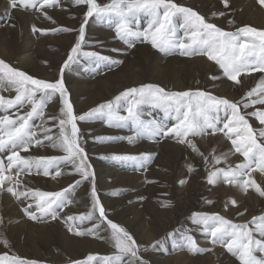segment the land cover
I'll return each mask as SVG.
<instances>
[{"label": "snow or ice", "instance_id": "1", "mask_svg": "<svg viewBox=\"0 0 264 264\" xmlns=\"http://www.w3.org/2000/svg\"><path fill=\"white\" fill-rule=\"evenodd\" d=\"M62 2L63 0H9L8 6L10 9H31L51 20L47 10L55 9ZM256 3L264 9V0H256ZM71 4L84 6V18L74 45L59 68L57 79L46 81L35 78L0 60V88L15 92L13 98L0 95V154H3L0 157V192L10 194L21 204L27 201L23 212L31 221L61 220L67 226L68 232L77 237L92 236L103 239L99 235L100 231H110L114 248L112 255L98 258L89 254L84 259L70 261V264H93L94 261L96 264H150L141 254L142 247L143 251L150 248L154 252L167 255V241H171L173 252L187 251L193 255L211 252L212 248L199 246L190 230L183 228L168 232L164 238L156 240L150 246H141L125 227L109 219L98 194L95 173L88 162V154L80 143L82 133L77 121L102 120L108 127L128 128L132 132L128 136L98 138L102 143L112 142L113 139L126 140L129 144L145 138L157 143L164 139L174 140L201 157L209 185H231L244 194L253 189L260 197H264V187L252 178L254 172L264 176V78L235 102L206 91L168 92L159 85L147 83L139 87H129L114 100L77 115L69 101L64 73L79 63L81 58L93 66V72L103 71L102 66L112 68L124 63L123 59L83 50L86 44V26L90 19L95 18L97 22L112 26L116 38L129 50L141 43L149 44L152 49L165 56H206L218 65L223 77L231 81L233 86L242 88L241 77L264 73V29L250 25L236 26L235 21L230 19L228 23L235 30L227 31L192 8L179 5L174 0H111L103 5L97 0H71ZM222 4L228 9L230 0H222ZM140 15L147 17V26L143 29L139 25ZM224 15L223 11L212 14L213 17ZM8 18L11 19L10 16ZM31 30L41 34L74 31L67 27L42 29L35 25ZM181 30L182 37L177 35ZM113 51L121 52L125 56L130 54L122 52L121 49ZM210 78L216 80L219 77L212 75ZM54 98H58L62 105L60 114L46 116L45 110ZM141 105L161 109L163 119H145ZM250 108L253 109L251 112L242 114V109ZM246 116L255 118L260 127H253ZM37 120L41 121L39 125L35 123ZM49 121L52 122L51 126ZM169 121L174 123L170 124ZM54 129H58V132ZM217 133H223L230 141L229 152L217 154L213 150L205 154L194 142L196 137ZM34 147H51L64 155H22L30 153ZM236 153L243 158L242 161L235 166L228 164L229 155ZM156 156V153L112 154L107 159L121 167L147 169ZM64 168H70L72 174L79 179H75L61 191L33 189L25 181L18 179L22 175L32 174L33 170L36 174L55 179L62 176ZM196 171L192 164L188 165L189 175ZM84 182L90 185V189H85L90 194L89 210L80 215L62 216L64 209L73 203L72 197L77 188ZM187 182V179H181L179 184L183 186ZM229 205L236 207L238 201L229 200L226 202V209ZM161 206L170 207L171 202L165 201ZM240 214L243 215V212ZM191 222L206 236L208 243L223 248L239 264H264V215L253 217L252 228L248 224L234 223L216 213L195 212L191 216ZM85 224L90 226L83 227ZM0 243L7 247L6 239H0ZM0 264L37 262L0 256Z\"/></svg>", "mask_w": 264, "mask_h": 264}, {"label": "rangeland", "instance_id": "2", "mask_svg": "<svg viewBox=\"0 0 264 264\" xmlns=\"http://www.w3.org/2000/svg\"><path fill=\"white\" fill-rule=\"evenodd\" d=\"M0 2L3 3L7 9V10L5 9L6 10V14L4 15L5 18L3 16V13L0 15V26L3 24L6 25L8 23V21L10 20L8 17L9 16L11 17L12 12H19V13L25 14V15L31 17L33 20H35L36 22H32L33 23L32 25H35L38 28L53 29V28L67 27V28L74 29V31H71V32H57V33L49 32L48 34L33 33L31 31L32 36L35 37L34 41H36V42L39 40H42L41 38L56 39L59 37L70 36V38H68L69 44L66 46V48H63L60 51L62 53H58V54H61L63 57V60L61 61L60 64H57V62L49 60L47 58L46 59L39 58L37 60V64H40V67H43V66L47 67V68L53 67L51 70L57 71V73H58L57 78H58L59 77V68L61 67L64 60L67 58V55L69 54L71 47L74 45L75 39L78 36V29L80 27V24L83 21V18H84V11H85L84 6H79V7L73 6L71 4V0H63L62 4L57 6L55 9H48L47 10L48 15L52 17V19L49 20V19H46L41 13L36 12L34 10H31V9L30 10H23V9H19V8L18 9H10L8 6L9 0H0ZM97 2L103 5V4L110 3L111 0H97ZM174 2L179 4V5L192 8L193 10L197 11L199 14L205 16L206 19H209L210 22L215 23L217 26H220L227 31H234L235 30V27L228 23V20H230V19L235 21L236 26L250 25V26H254L258 29H264V9L260 8V6L256 3V0H230V7L228 9H225L223 7L222 0H207V1L206 0H174ZM221 11H223L225 13L224 16H216V17L212 16L213 13H219ZM56 15H58L59 18ZM61 18L63 20H65L66 22H70V23L75 22V24L72 26L69 24H66L61 20ZM138 19H139V25H140L141 29H143L144 27L147 26V17L140 15L138 17ZM53 20L55 21V23H53ZM44 26H49L50 28H44ZM96 29L111 34V38L109 40L110 45L109 44L102 45L103 46L102 47L100 42L95 41L96 39H94V35H93L92 31L96 30ZM89 31L91 33H89ZM177 35L182 37L183 31L182 30L179 31L177 33ZM85 38H86V44H85L84 49H83L84 51H97L102 55H107V56H110V57L115 58V59H121L120 55L122 56V54H121V52L113 51V49H121L122 52L133 50V49H130V50L127 49L126 45H124L122 41H120L118 38H116L115 31H114V28L112 26H110L108 24L97 22L95 20V18H92L89 20V23L86 26ZM60 39L63 40L62 38H60ZM138 46L148 47L149 50L154 55V57L156 59H159L160 62H164L165 60H167L169 58H176L179 61L185 60V61H191V62L193 60L200 59V60H203V62H204V64H202L204 66V68L208 69V66H206V65H209V66L211 65L210 66L211 68H209L211 71H209V72L207 71L208 75H206L205 73H207V72L205 70L204 72H202V74H197L195 76V78L192 77L188 81H187V79H184L185 81L178 83L177 80H171V79L166 78V77L163 78V76H161V72L159 73V72L153 71L151 69L146 70V67L143 66L141 69H139L140 71H139L138 75L137 74L135 75V77L147 73L148 77L146 78L145 82L143 81L140 84H136V85L134 84L131 86H127L126 88H123L119 92L113 94V96L111 98L107 99L106 101L97 103L96 105L92 106L91 108H93V107H95L101 103L114 100V98L117 95H119L122 91H124L125 89H127L129 87H139L140 85L147 84V83L159 85L160 87H163L168 92L188 91V90L206 91V92L210 93L211 95L221 97V98H227V99L235 102V101L239 100L241 98V96L246 91H249L253 87H256V85L259 83V80L261 78H264V73H252L251 75H245V76L241 77V79L243 80V87L242 88L239 86H233L231 81H228L225 77H223L221 70L219 69L218 65H216L214 62L208 60L206 56H199L198 55V56H193V57H183V56H180L179 54L165 56V55L157 52L156 50L152 49L149 44L137 43L136 47H138ZM47 50L55 53L56 48L47 46ZM10 59L11 58H9L7 56L4 57V56L0 55V60L5 61L7 64H9L10 66H12L18 70L25 71V70H23V68H20L21 66L17 62L18 58L14 57V55H13L12 59L11 60ZM121 66L122 65L114 66L112 68H108L107 66H102L103 71L93 72L92 71L93 66L90 63H88L87 61L83 60V58H81L79 63L73 65L72 68L65 71L64 81H65L66 88L69 92V101L73 105V110H74L75 114H77V115L84 114L87 111H89L91 108L87 109L84 112H82V111L78 112L77 107H76V103H77L76 101H81V99L84 100V98H81V99L78 98V100H76V99L73 100V94L70 92V89H69L70 87L66 81V78L69 77L75 81H89V80H93L96 77L103 75L109 71L116 70V69L120 68ZM133 70H135V67ZM75 72H77V73H75ZM26 73L29 74L28 72H26ZM152 73L156 74V76L151 77ZM212 75H217L219 78L216 80H212L210 78ZM204 76H205V81L203 79ZM33 77H35V76H33ZM35 78H38V77H35ZM39 79H44V78H39ZM44 80L52 81V80H47V79H44ZM188 82H190V83H188ZM178 84H181V85L179 86ZM222 86H225L224 87L225 90H222V91L217 90L218 88H222ZM179 87H180V89H179ZM0 95H3L5 98H13L15 96V92L11 91V90H4L3 88H0ZM61 106L62 105L59 103L58 98H54L51 102H49V104L45 110L46 116H48V115L59 116V114H60L59 110H60ZM257 107H260V106H257ZM141 110L144 113L145 119H152V120L160 121L164 117L163 111L161 109L153 107L151 105H141ZM252 110L253 109H251V108L247 109V110L242 109V114H245L246 112H251ZM11 111H15V110H11ZM122 114H126V113H122ZM221 115H223V114H221ZM246 118L249 119V123L252 124L253 127H255V128L260 127L258 121H256L255 118L247 117V116H246ZM35 123L37 125H39L41 123V121L37 120ZM169 123L170 124L174 123V121H169ZM48 124H49V126H51L52 122L49 121ZM91 124H93L92 126H98L99 129L94 131L92 129H86L85 128L86 125H91ZM77 125H78V128L80 129V131L82 133L80 143L83 145V147L85 148V151L88 154V157H89L88 162L92 165V170L95 173V183H96V187L98 189V194L101 198L102 204L106 208L109 219H111L113 222H116L119 225L125 227L134 236L136 241L141 246H150L156 240L164 238L168 232L173 231L174 229H177V228H183L185 230H190V233L197 240L199 246L205 247V248H212L213 250L215 248L216 250L222 252V255L224 258L225 257L228 258V260H230V262H232L233 264H239V261L235 257L231 256V254L226 253V251L223 248H221L218 245L213 246L210 243H208L206 236L201 231L197 230L196 226H194L192 224L191 216L195 212L216 213V214H219V215L225 217L226 219L231 220L234 223L248 224L249 227L252 228V227H254V225L251 223L253 220V217H259V216L264 215V208L262 210L258 209V211L255 214H253L251 217H249L248 220L247 219H244V220L241 219V217L243 215H245L244 213L242 216H236V217H231L230 215H228L230 212V209H232V208L235 209V207H232L229 205L226 209V207H224L226 205V202H228L231 199H236L238 201L239 198H245L244 193H242V192L240 193L239 190L234 191L235 190L233 188L234 186H231V185H223V184H218L216 186L209 185L207 183V172L205 170V166H204V163H203L201 157H199L196 153L192 152V150L190 148L186 147L185 145L177 144L174 140L164 139V140H161L159 143H157L154 140H149V139L145 138V139H141V140L137 141L134 144H129L126 140L113 139L112 142L102 143V142H99L98 138H101V137L116 138V137H121V136H128V135H132V132L128 128L117 129V128L108 127L106 125V123L102 120H95V121H91V122L77 121ZM54 131L58 132V129H54ZM212 136H219L221 138V140L228 146L227 152H229L231 150V143H230V141H228L226 139V137L223 136V133H217L215 135H207L204 137H212ZM200 138H203V137H196L195 140L200 139ZM162 143H170V144H173L177 147L179 146V148L182 147L185 150L184 154L182 153L177 158L175 157L176 159L175 158L172 159V157L170 158V155H168V156L164 155L162 157L164 160L161 158L160 163H158V165L154 164L155 160H156L155 159L153 161V163L148 166L147 169H136L134 167H121V166H118V165L114 164L113 162H111L110 159H107V157H110V155H112V154L139 155L142 153H151V152H148V150H146V151L140 150V149L137 150L136 148L139 146H144V147L150 146V145L153 146V145L162 144ZM92 144L93 145L97 144L98 146H108V145H114V146L120 145V146H118L117 148H113L114 150L111 149V150H107L106 152L104 151L103 153L93 154L92 149L89 150L90 148H92V146H93ZM122 145L124 146L123 149H122ZM205 148L206 149L201 148V151L204 152L205 154H208L209 152H212L215 147L212 145V146L205 147ZM133 149H135V150H133ZM217 154H220V153H217ZM22 155H34V156H53V155H55V156H59V155H64V153L59 152L57 150H54L51 147H48V148L34 147L33 149H31L30 153H22ZM186 155H188V156H186ZM2 156H3V154H0V157H2ZM230 157H233V158L235 157V158L233 161H230V159H231ZM230 157H228V160H229L228 164H231L233 166H235V164H237V163H240L243 159L238 153L231 154ZM98 164L102 165L103 167L105 166L107 168H110V169H112L116 172H119V173H127V174H134L136 176H140L142 178L144 185L142 186V185H139L138 183L135 185L132 181H128V180H122L121 181V180H117L115 178H109V180H105L106 182H105L104 188H107L108 190L106 189L107 191H105V193H104L97 186L98 185V183H97L98 177H97V172H96V167H97L96 165H98ZM189 164H192L197 169L196 172H194L190 175L187 172V167ZM151 169H152V172L150 173ZM63 172L64 173L62 174V176L53 179L51 176L46 177L42 174H36L35 170H33L32 174L27 175V176L22 175L18 179L25 181L27 186L31 187L33 189H38L41 191H48V192H56V191H61L64 188H67L71 183L74 182L75 179H79L78 176H75L72 174V171L70 168H64ZM13 175H15V174L13 173ZM25 177H27L28 179ZM258 177H260V179H264V176H261L260 173H258V172L252 173V178L255 179L256 182L258 184H260L261 187H264L259 181H257ZM37 178L42 179L44 181L54 183V184H58V183L61 184L62 178H65L66 180H67V178L68 179L73 178V179H72V182L67 183V185H65V186L59 187L56 190H50L48 185L47 186L46 185L38 186L35 182V179H37ZM181 179H187L188 182L186 184H184L183 186H181L179 184V181ZM193 187H195V190ZM86 188L90 189V185L87 182H84L79 188H77L74 196L72 197L73 203L70 204L68 207H66L64 209V211L61 213V215H64V214L80 215V214L85 213L89 210V208H90V194H89V192H86V190H84ZM190 188H192V189H190ZM227 189H228V191H227ZM142 191L144 193H141ZM149 192L150 193L153 192L152 196H153V198H155L154 199L155 201L152 200V202L153 203L159 202V204H158L159 210L163 211V212H168V213H170L171 216H177V215L182 214L180 212L173 213L174 212L173 208L176 205L175 198L178 194L181 195L185 201H188V202L197 201L199 204V207L194 208L193 210L189 211V213L184 218H182L180 221H179V218L176 217L177 219L175 218L176 220H174V223L172 226H169L166 229H164L165 227L162 228L164 231L160 228L161 226L158 224V222L156 220L152 219V217L154 215L151 216L150 212L148 211V209L146 207V208H144L145 210L141 211V214L143 216L140 218L141 221H138V223H137V225L138 224L140 225V226L138 225L140 227L139 228L140 230L138 229V232H136L134 234L126 226H127V223L129 221L133 220L137 216L138 212L137 213H136V211L132 212V213H130V215L128 217L124 216V218H123V215H125V213L127 212L126 209L133 202V198H134V201L138 200V202H141V203L145 202V204H146L147 203L146 201L148 198L147 193H149ZM176 192H178V193H176ZM224 192H226L225 195H223ZM248 192L255 193V191L253 189H249ZM78 193H81L82 196L85 194L84 197H82L83 202L78 200V197H77ZM112 193H118V195H113ZM231 194L237 195V196L234 198H230ZM255 194L257 195V197H256L257 198L256 201H258L257 205H260L261 203L264 204V197H260L257 193H255ZM8 195L10 196V194H8ZM103 195H105L107 202H110L114 205L113 206V207H115L114 209L113 208L108 209L107 205L105 204V201L103 200ZM139 195H142V196H139ZM141 197H143V199H141ZM11 198L19 207L20 214L22 216H24L25 220H27L31 223H33V222L37 223L35 221L29 220L24 215L23 208L26 206L27 201L24 204H21L20 202L16 201L13 197H11ZM165 201L171 202V206L167 207V208L162 207L161 205ZM209 201H211V203H209ZM218 207L220 209H217ZM70 210H72V211H70ZM111 214H112V216H111ZM116 216H118V217H116ZM0 219H3L2 215H0ZM124 221H126L127 223H125ZM55 222L60 223L61 220H57V221L48 220L47 222H38V224H45L46 225V224H51V223H55ZM151 223H152V225H150ZM176 223H178V224H176ZM60 225L62 226L63 230H65L68 235L73 236L75 238H88V239L103 242L104 243V249H101L97 252H87L82 258H78V259H76V258L71 259L70 257L66 256L65 253L61 252L59 249H55V251H54L55 255L54 256L63 258L62 261H57V262H56V259H54L52 261L50 258H48L49 256L44 258V259L43 258L36 259L35 257H32V256L24 257L21 254H18L16 251H14V248L11 247L12 243L9 241V239L7 237L6 227L4 226L3 220H2V224H0V235L3 237V239H6L8 243H7V247H5V245L1 243V245H3L4 250L2 252H0V256H6L8 259H11L13 257H19V258L24 259V260L36 261L37 264H70V261H76V260L84 259L89 254L97 256L99 258V257H104V256H110L114 253V248L112 246V241H111V237H110V231H104L103 229L100 231L99 235L101 237H104L103 239L95 238L92 236L77 237V236L73 235L72 233L68 232L67 226L63 223V221L60 223ZM89 226H90L89 224H85L83 227H89ZM151 229H153L152 232H151ZM154 229L155 230L157 229V230L154 231ZM143 233H145V235L150 233V235L144 236L146 239L147 238H150V239L145 240V238L143 237ZM151 233H152V237H151ZM141 235H142V237H141ZM204 245H206V246H204ZM167 246L169 248V253L167 255L182 253L185 256H187L189 259L194 260V261H198V259L200 257H203L209 253V255L211 254L210 255V261L212 260V261L216 262V260H217V259L213 258L214 257L212 254L213 251L206 252L203 254L193 255V254L188 253L187 251L173 252L171 241H167ZM141 254L145 260L150 262V264H154L153 263L154 260L152 258V257H154L153 254L154 255L155 254L160 255L159 257H164V255H165V254L158 252V251L154 252L150 248L148 251H143V247H142ZM93 264H96V262L94 261Z\"/></svg>", "mask_w": 264, "mask_h": 264}, {"label": "bare ground", "instance_id": "3", "mask_svg": "<svg viewBox=\"0 0 264 264\" xmlns=\"http://www.w3.org/2000/svg\"><path fill=\"white\" fill-rule=\"evenodd\" d=\"M5 9H6V6H4V4L0 2V15L2 13H3V16L6 14L7 9L6 10ZM56 16L58 17V15ZM61 20L64 23L69 24L71 26L75 24V22H72V23L66 22L62 18ZM32 22H36V21L25 14H22L19 12L11 13V19L8 21V23L6 25L3 24L0 26V55L4 57L7 56L11 59L14 55V57L18 58L17 62L21 66L20 68H23V70H25L26 72H28L29 74L35 77L44 78V79L53 81L58 76L57 71L56 70L52 71L51 69L53 67H49V68L44 67V66L40 67V64H37V60L39 58H42V59L47 58L49 60L57 62V64H60L61 61L63 60V57L61 54H58V53H62L60 51L63 48H66V46L69 44L68 38H70V36L59 37L56 39L41 38L42 40H39L36 42L34 41L35 37L32 36V32H31L32 31L31 29L33 26ZM44 28H50V27L44 26ZM89 33L91 32L89 31ZM92 33L94 35V39H96L95 41L100 42L101 46L107 45L110 43L109 41L111 38L110 33H106L104 31L97 30V29L93 30ZM60 38H62L63 40H61ZM47 46L56 48L57 52L55 51V53H53V52L48 51ZM126 52H129L130 54L126 56L120 55V58L124 60V63L122 64L120 68L113 70V71H109L103 75L96 77L93 80L75 81L66 76L67 77L66 81L69 84L70 92L73 94V100L74 99L78 100V98L80 99L84 98V100L81 99V101H76L77 102L76 107H77L78 112L80 111L84 112L87 109L91 108L92 106L96 105L97 103L106 101L107 99L111 98L113 94L119 92L120 90H122L123 88H126L127 86H131L134 84L135 85L140 84L143 81L145 82L146 78L148 77L147 73L135 77L136 74L138 75L140 71L139 69H141L143 66L146 67V70L151 69L159 73L161 72V76H163V78L166 77L171 80H177L178 83L185 81L184 79H187L188 81L192 77L195 78L197 74H202V72H204L205 70L206 72L211 71L209 69L211 68L210 67L211 65L210 66L206 65L208 66V69L204 68V66L202 65L204 64V62L203 60H200V59L193 60L191 62V61H185V60L179 61L176 58H169L165 60L164 62H160V60L156 59L154 55L152 54V52L149 50V48L146 46H138L134 48L133 50L126 51ZM134 67H135V70H133ZM208 72L205 74L208 75ZM154 76H156V74L152 73L151 77H154ZM205 76L203 78L204 81H205ZM178 85L180 86L181 84H178ZM224 87L225 86H222V88H218L217 90L219 91L225 90ZM92 125L93 124L86 125L85 128L92 129L94 131L99 129L98 126H92ZM194 142L197 144L200 150L201 148L206 149L205 147H209L213 145L215 147L214 150L217 153H223V152L228 151V146L221 140L219 136L203 137V138L195 140ZM118 146L120 145L98 146L96 144V145H93L92 148H90L89 150L92 149L93 154H98V153H103L104 151L106 152L107 150H111L113 148H117ZM123 147L124 146L122 145V149ZM136 149L137 150L140 149L144 151L148 150V152L156 153L157 156H156V160L154 164H157V165L158 163H160V159L164 155L166 156L170 155V158L172 157L173 159L175 157L177 158L182 153L184 154V151H185L184 148L182 147L179 148V146L177 147L170 143H162V144H156L153 146L150 145V146H145V147L139 146ZM230 156L231 155H229V157ZM230 158H231L230 161H233L235 157L234 158L230 157ZM96 166H97L96 172H97V177H98L97 186L104 193L105 191L108 190L107 188H104V185L106 182L105 180H109V178H115L121 181L128 180V181H132L135 185L137 183L142 186L144 185L142 178L140 176H136L134 174L119 173L105 166L103 167L100 164ZM151 172H152V169L150 170V173ZM72 179L73 178H69V179L67 178L66 180L65 178H62L61 184L59 183L54 184V183L44 181L39 178L35 179V182L38 186L48 185L50 190H56L57 188L65 186L67 185V183L72 182ZM257 181H259L264 186V179H260V177H258ZM193 188L195 190V187ZM233 188L235 189L234 191H238V188L236 187H233ZM150 192L147 193L148 198H147L146 204L145 202L143 203L138 202V200L134 201V198H133V202L126 209L127 212L125 213L123 211L125 213V215H123V218L124 216L128 217L130 213L132 212H135V211L136 213L138 212L137 216L133 220L129 221L128 223L124 221L125 223H127L126 227H128L134 234L138 232V229L140 228L139 227L140 225L138 224L139 225L138 226L137 223L138 221H141L140 218L143 217L141 214V211L145 210L144 208L146 207L148 211L150 212V215L151 216L154 215L152 219L158 222V224L161 226L160 227L161 229L163 227H165L164 229H166L167 227L172 226L174 223V220L179 218V221H180L182 218H184L189 213V211L193 210L194 208L199 207V204L197 201H193V202L185 201L184 198H182V196L178 194L175 198L176 205L173 208L174 210L173 213L180 212L182 214L177 215V216H171L170 213L159 210L158 208L159 202H154V203L152 202V200H154L155 198H153L152 196L153 192L152 193ZM81 193H78L77 197L79 201L83 202L82 197H84L85 194L82 196ZM141 193H144V192L142 191ZM225 193L226 192H224L223 195H225ZM139 196H142V195H139ZM231 196L230 198H234L237 195L231 194ZM244 197L245 198H239L238 205L235 207V209L234 208L230 209V212L228 215H230L231 217L242 216L239 213L243 212L245 215H243L241 219L248 220L249 217H251L253 214H255L258 211V209L262 210L264 208V204L262 203L260 205H257L258 201H256L257 195L255 193L247 192V194H244ZM103 200L105 201V204L107 205L108 209L115 208L113 207L114 205L112 203L106 201L105 195H103ZM217 209H220V208L218 207ZM0 215H2L3 217L2 220H3L4 226L6 227L7 237L9 241L12 243L11 247L14 248V251H16L18 254H21L24 257L32 256V257H35L36 259H39V258L44 259L49 256L48 258H50L52 261L56 259V262H57V261H62L63 258L54 256L55 249H59L61 252L65 253L66 256L70 257L71 259L82 258L87 252H97L101 249H104V243L101 241L92 240L88 238H75L73 236L68 235L66 231L63 230L62 226L60 225L62 221L60 223L55 222V223L45 225V224H38V222L31 223L25 220L24 216L20 214L19 207L17 206V204L13 201V199L6 192H0ZM150 225H152V223ZM152 230L153 229H151V232ZM156 230L154 229V231ZM148 235H150V233L147 235L143 233V237L148 236ZM151 237H152V233H151ZM0 239H3L1 235H0ZM149 239L150 238H147V239L145 238V240H149ZM3 250H4L3 245H1L0 243V252H2ZM212 251H213L212 254L214 256L213 258L217 259L216 262L212 260L210 261L211 254L209 255V253L203 257H200L198 261L191 260L182 253L164 255V257H159L160 255L153 254L154 257L152 258L154 260L153 262L154 264H199V263L200 264H233L232 262H230V260H228V258L223 257L222 252L216 250L215 248Z\"/></svg>", "mask_w": 264, "mask_h": 264}]
</instances>
